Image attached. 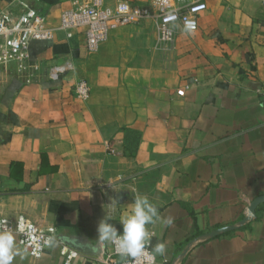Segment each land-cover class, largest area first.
Returning <instances> with one entry per match:
<instances>
[{"label":"crops","instance_id":"1","mask_svg":"<svg viewBox=\"0 0 264 264\" xmlns=\"http://www.w3.org/2000/svg\"><path fill=\"white\" fill-rule=\"evenodd\" d=\"M25 1L54 27L75 0ZM206 2L198 28L180 29L169 51L140 23L94 52L82 34L32 41L40 69L30 83L0 66V217L54 226L77 252L71 264H103L98 223L110 212L122 232L136 194L161 217L147 226L157 264H264V0ZM6 9L21 7L0 0ZM65 60L74 69L49 79V64ZM78 79L86 100L72 92ZM13 235V264H63L58 245L34 258Z\"/></svg>","mask_w":264,"mask_h":264},{"label":"built area","instance_id":"2","mask_svg":"<svg viewBox=\"0 0 264 264\" xmlns=\"http://www.w3.org/2000/svg\"><path fill=\"white\" fill-rule=\"evenodd\" d=\"M21 9L14 13L9 9L0 11V66L14 64L25 83L34 81L40 67L31 61L29 45L32 41L46 42L57 32L67 40L83 35L84 46L94 52L110 32L119 27L149 23L155 32L154 48L169 51L178 31L193 32L198 28L199 14L207 9L206 0H148L144 4L117 0H75L73 6L64 9L56 26H48L42 13L25 0H17ZM74 69L72 60L49 64L47 73L51 80H59ZM77 99L86 100L90 94L89 83L78 79L72 84ZM183 95V89H177ZM264 107V89L260 96ZM0 229H7L17 236L18 244L25 247L34 258L58 245L63 264H71L76 257L75 249L61 240L54 226H40L23 214L14 218L0 217ZM49 237L54 240L49 244ZM103 264H157L149 241L138 256L121 255L116 244L102 240L100 245Z\"/></svg>","mask_w":264,"mask_h":264},{"label":"clouds","instance_id":"3","mask_svg":"<svg viewBox=\"0 0 264 264\" xmlns=\"http://www.w3.org/2000/svg\"><path fill=\"white\" fill-rule=\"evenodd\" d=\"M113 201L117 203L113 199L111 204H113ZM159 220H161V217L158 214L157 207L146 197L135 194L131 212L120 221L123 226L122 232L118 231L111 222L112 215L110 212H105L104 217L97 226L98 238L115 243L119 254L135 257L143 253L146 242L151 238L147 226ZM166 223L170 224L171 221L169 220ZM53 240V237H49V244ZM154 251L163 255L166 251V245L158 243L155 245ZM17 255H20V253L17 251L13 233L7 229H0V264H13V260Z\"/></svg>","mask_w":264,"mask_h":264},{"label":"water","instance_id":"4","mask_svg":"<svg viewBox=\"0 0 264 264\" xmlns=\"http://www.w3.org/2000/svg\"><path fill=\"white\" fill-rule=\"evenodd\" d=\"M262 199V198H261ZM260 198H256L248 207V213L250 215H253L254 214V209H255V206L257 205V203L261 200ZM234 226H225V227H221V228H218V229H215V230H212L210 231L207 236L208 237H214V236H217L221 233H224L226 231H229L231 229H233Z\"/></svg>","mask_w":264,"mask_h":264},{"label":"trees","instance_id":"5","mask_svg":"<svg viewBox=\"0 0 264 264\" xmlns=\"http://www.w3.org/2000/svg\"><path fill=\"white\" fill-rule=\"evenodd\" d=\"M38 42V41H37ZM197 233V232H196Z\"/></svg>","mask_w":264,"mask_h":264}]
</instances>
